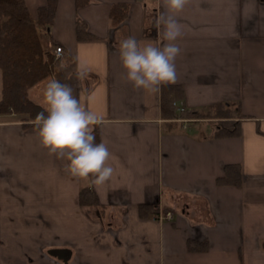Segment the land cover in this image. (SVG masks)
Here are the masks:
<instances>
[{
  "label": "crops",
  "instance_id": "0c3cea01",
  "mask_svg": "<svg viewBox=\"0 0 264 264\" xmlns=\"http://www.w3.org/2000/svg\"><path fill=\"white\" fill-rule=\"evenodd\" d=\"M25 2L35 18L46 5ZM116 4L129 12L113 26ZM164 11V0H91L80 8L59 0L44 42L63 56L29 97L46 108L43 86L51 79L70 84L101 118L99 140L115 172L103 186L71 177L66 161L40 145L35 121L0 114V264H264V0H189L178 17L177 82L155 94L135 90L119 43L129 36L142 45L166 43L156 24ZM78 20L94 40L77 39ZM80 65L88 70L83 81ZM163 87L179 89L176 103L187 111L239 104L241 136L215 138L212 122L167 117ZM200 123L211 129L198 131ZM228 165L241 167L240 188L217 183ZM82 186L99 209L80 204ZM198 203L206 214L195 221L189 209ZM141 205L173 216L142 218ZM192 241L199 250H190Z\"/></svg>",
  "mask_w": 264,
  "mask_h": 264
},
{
  "label": "trees",
  "instance_id": "16d2710c",
  "mask_svg": "<svg viewBox=\"0 0 264 264\" xmlns=\"http://www.w3.org/2000/svg\"><path fill=\"white\" fill-rule=\"evenodd\" d=\"M91 0H76L80 8ZM59 0H46V5L37 10L35 18L25 0H0V71L2 75V97L0 114H20L29 116L35 121L36 114L45 108L29 97V90L52 75L57 58L45 47L44 38L49 36L53 25ZM128 6L116 4L111 7L110 20L113 26L119 25L128 17ZM77 39L94 40L87 32L86 24L78 20ZM181 95L174 87L162 88V112L167 117L192 119L196 121L215 122V138H235L241 136L242 114L239 104L218 103L201 111H187L178 114L175 103ZM97 142L99 132L95 126ZM222 186H242V169L239 165H228L223 177L217 180ZM80 204L83 207H101L91 188L82 186ZM169 209L141 205L139 213L142 218L155 217ZM190 250L197 249L196 242L188 243Z\"/></svg>",
  "mask_w": 264,
  "mask_h": 264
},
{
  "label": "clouds",
  "instance_id": "9594fccd",
  "mask_svg": "<svg viewBox=\"0 0 264 264\" xmlns=\"http://www.w3.org/2000/svg\"><path fill=\"white\" fill-rule=\"evenodd\" d=\"M189 0H164V9L157 19L163 26V40L156 44H141L135 37L123 38L118 46L126 80L135 90L158 93L162 86L177 82L176 59L182 49L176 43L184 34L179 14ZM88 75L86 66L76 71L78 80ZM46 108L36 114V135L40 145L50 155L66 161L65 172L71 177L88 180L96 186L107 184L113 177L114 167L109 163L111 152L106 142H97L95 126L101 118L86 108L74 95V88L57 79L49 80L42 89Z\"/></svg>",
  "mask_w": 264,
  "mask_h": 264
},
{
  "label": "rangeland",
  "instance_id": "374dc122",
  "mask_svg": "<svg viewBox=\"0 0 264 264\" xmlns=\"http://www.w3.org/2000/svg\"><path fill=\"white\" fill-rule=\"evenodd\" d=\"M44 44H45V42H44ZM30 91V90H29ZM21 118H26L27 120L30 118L29 116H27V115H20V114H17V116L15 117H13L12 119H21ZM30 120V119H29ZM32 121V120H31ZM198 123V121H194L193 123ZM213 124H216L215 122H212ZM211 123V124H212ZM200 125V127H198L197 129H198V131H208V130H210L211 129V125L209 124V123H200L199 124ZM181 204V206H183L184 204H186L185 202H181L180 203ZM185 208L187 207H189V206H184ZM192 208L191 209H189V212H190V210H192L193 211V218L195 219V221H198V220H201V219H203V217L204 216H202L203 214L205 215L206 213V210H204L205 209V207H204V205L202 204V203H198V204H193L192 206H191ZM93 208H100V207H93ZM202 210V211H201ZM204 211V212H203ZM169 212H171V210H169ZM167 213H160V215H159V219L160 220H167V219H165V217H164V215H166ZM172 215H173V213H172ZM202 216V217H201ZM162 217V218H161ZM201 217V218H200ZM204 220V219H203Z\"/></svg>",
  "mask_w": 264,
  "mask_h": 264
},
{
  "label": "built area",
  "instance_id": "2783aa9c",
  "mask_svg": "<svg viewBox=\"0 0 264 264\" xmlns=\"http://www.w3.org/2000/svg\"><path fill=\"white\" fill-rule=\"evenodd\" d=\"M55 56L56 58H60L63 56V51H62V48H56L55 50ZM175 106L177 107V110L179 113H182L185 111V108L182 106V105H179L177 103H175ZM172 212H167L166 215H164L165 219H171L172 218ZM162 218V217H161Z\"/></svg>",
  "mask_w": 264,
  "mask_h": 264
}]
</instances>
